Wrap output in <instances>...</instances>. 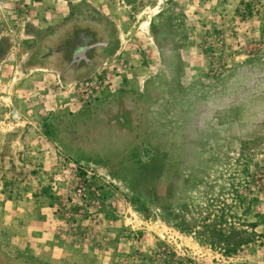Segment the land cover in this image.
<instances>
[{
	"label": "rangeland",
	"instance_id": "374dc122",
	"mask_svg": "<svg viewBox=\"0 0 264 264\" xmlns=\"http://www.w3.org/2000/svg\"><path fill=\"white\" fill-rule=\"evenodd\" d=\"M0 264H264V0H0Z\"/></svg>",
	"mask_w": 264,
	"mask_h": 264
},
{
	"label": "crops",
	"instance_id": "0c3cea01",
	"mask_svg": "<svg viewBox=\"0 0 264 264\" xmlns=\"http://www.w3.org/2000/svg\"><path fill=\"white\" fill-rule=\"evenodd\" d=\"M97 15V17H99L98 20H94L93 22L87 24L75 23L70 27L76 33L77 41L90 42L95 41V39H99L100 37V39L104 40V43L106 45H109V48L117 47L116 43L119 37L115 31V28L110 25V22L108 21L107 17L104 16L103 12H98ZM117 29L120 31V27H118ZM130 99H133L131 95H124L120 97L119 100L117 99L118 102L115 99L109 100L108 98L110 102L107 103L113 109V113H111L110 115L112 119L115 117L119 118L118 120H121V122L123 123L129 122V120L131 119L129 117V115L131 114L130 107L133 106ZM133 101L136 102V106L134 107V111L135 113H137L136 115H138L139 111L140 113H142L144 111V107L149 106V103L142 97L137 96L133 99ZM101 103L104 104L103 101H101ZM118 103H120L119 107L117 105ZM106 116L107 115H105V118H107Z\"/></svg>",
	"mask_w": 264,
	"mask_h": 264
},
{
	"label": "trees",
	"instance_id": "16d2710c",
	"mask_svg": "<svg viewBox=\"0 0 264 264\" xmlns=\"http://www.w3.org/2000/svg\"><path fill=\"white\" fill-rule=\"evenodd\" d=\"M217 243H220L222 247L221 249L225 253L231 254L233 252H236L239 247L243 246L246 243V239L237 237L235 240H233V238L229 237L226 234V235H221V239H219Z\"/></svg>",
	"mask_w": 264,
	"mask_h": 264
}]
</instances>
